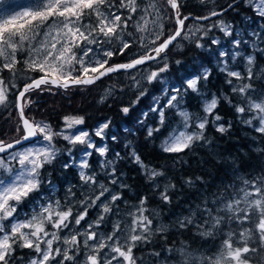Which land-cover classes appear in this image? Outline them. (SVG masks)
Instances as JSON below:
<instances>
[{
    "label": "snow or ice",
    "instance_id": "obj_1",
    "mask_svg": "<svg viewBox=\"0 0 264 264\" xmlns=\"http://www.w3.org/2000/svg\"><path fill=\"white\" fill-rule=\"evenodd\" d=\"M203 3V0H201ZM252 7L257 16L264 19V0H244ZM166 4L175 14L176 28L174 33L167 38L161 39L164 35L163 25H158L160 30L152 32L154 39L150 41L153 47L150 49L155 55L145 53L123 64H110L111 58L116 54H124L130 49L131 43L122 39V34L129 27L135 14L143 12L140 20L143 24L136 25L137 32L150 31L146 28L149 21L146 19L151 15V10L159 13L155 0L145 6L140 7L139 0H31V2L21 8V10L9 15H0V73L8 72L12 78H16L20 72L25 74L38 72V77L28 76L30 82H25L16 96V108L19 116L20 127L17 131L22 132L20 139L13 143H5L0 140V153H5L13 149L16 145H21L22 141H29L35 138L37 143L46 142L41 147H26L23 151H16L10 154L9 159L0 157V170L5 173L0 176V264H142L138 262L134 255V249L138 245L149 244L153 235L163 234V227H153V219L145 215L146 197L139 201L136 211L130 213L131 224L122 225L119 221L113 224L112 231L100 233L97 229L104 223L106 215L113 212L112 205L121 199L119 193L113 194L109 188L100 184V192L92 198L85 197L79 201L82 211L73 212V207L69 202L66 208L59 200L53 202L45 197L41 191L43 180L41 169L50 164L56 157L57 149L53 145L54 137H61L74 147L83 146L81 153L83 157H90L94 153H99L104 157L108 152L107 145L99 146L93 142L87 131L77 130L71 134H65L62 129L53 131L51 126L44 122L30 121L24 113L32 101L27 94L34 90L51 91V88H42L43 85H51L65 90L72 86L92 85L97 80L110 73L119 70H128L146 61L155 60L161 53L171 45L178 37L188 38V33L184 32L185 21L189 16L181 18L180 3L178 0H166ZM229 8L233 5H229ZM126 13V14H125ZM217 11L210 12L209 16H218ZM209 16L198 17V19H208ZM151 23H156L155 20ZM220 31L225 36H231L230 25H219ZM264 27V25H261ZM199 31V29H197ZM195 35V33H192ZM252 35H258L253 33ZM146 38L140 37L141 41ZM119 41L120 47L116 49H106L104 45H111ZM159 41V43H157ZM212 44L218 45L220 41L212 39ZM242 43L239 39H233V47L238 49ZM147 47V44H142ZM197 47H203L199 40L196 41ZM225 50L219 52V57L228 56ZM240 56L239 51L231 55L233 61ZM246 61V76L240 71L229 68L226 60L221 61L223 67L220 69L227 77L241 81L238 86L232 88L241 98V103H233L227 99L228 103L238 114L240 123L252 128L256 133L264 136V91L257 92L252 81L259 78L264 79V74L259 77L253 71L255 57L248 55L244 57ZM22 64L23 68L17 66ZM167 69V64L159 69V72L152 71L146 79L152 83L159 76L160 72ZM208 70L201 75L186 78L182 86H172L171 95L167 104L161 107H152L150 111L159 112V123L164 125L165 107H177L181 98L182 90L186 92L191 89L198 91V83L201 79L207 80ZM233 83V79L227 81ZM16 88L15 83L5 80L0 75V105L7 102L9 91ZM166 90V94H167ZM145 93L141 91L140 96ZM140 97H137V101ZM219 100L214 95L211 100L204 104V116L199 118L195 124L198 132L188 133L180 131L178 134L173 131L162 142L161 151L164 153H182L192 148L195 142L204 141V130L211 122H217L222 117L215 113ZM121 111L127 115L129 107H123ZM185 127L191 117L189 113L181 111ZM147 117L148 113H143ZM247 116L245 119L244 117ZM65 129H73L75 126L84 123L83 117L65 116ZM143 123V120L138 121ZM109 122L100 124L94 132L96 137L105 139V130L109 128ZM232 125L227 127L218 124L216 131L219 133L227 132ZM160 127L147 128V137H153L154 133H159ZM116 140V135L112 136ZM91 149L92 151H88ZM264 152V148L259 149ZM71 154L72 149H68ZM133 162L140 166L148 179L155 180L164 175L163 172L150 169L141 160L140 156L133 151L131 153ZM119 158L120 154L116 153ZM15 161L18 167L12 166ZM112 161H102L101 167L107 169ZM79 177L85 186L97 185L98 181L95 173H86L84 170L90 167L87 159L79 162ZM69 167L68 163L64 164ZM110 176V183L117 184L116 169L113 167L111 172H105ZM191 183V181H189ZM120 187H126L120 184ZM168 185L160 192V198L165 202H170L168 195ZM174 187V185H172ZM72 199L75 193L69 189ZM105 193L110 195L109 202L101 201ZM227 193V190H226ZM105 199H107L105 197ZM35 201L32 213L19 219V208L26 202ZM98 201L100 202L98 204ZM217 208L215 215L214 209L207 206L203 212L198 210L197 214H202L204 219L196 225L197 230L202 236L212 237L217 232H223L227 223L229 228L218 252L207 258L206 264H264V176L256 179H244L242 186L234 188L231 194L219 198L215 201ZM100 207L101 213L97 218L89 222L87 229L81 232L79 229L72 231L73 226L81 225L85 221L90 208ZM118 212V207H117ZM74 221V225H73ZM193 223L192 217L179 219V228H187ZM51 231L49 230V227ZM67 229V235H61ZM56 245V246H54ZM63 245V246H59ZM29 249L35 255L23 260L16 257V249ZM169 255L163 260V264H196L192 254L185 247L173 250L167 249ZM150 255L157 258L161 257L158 251H152ZM173 257H176L174 260Z\"/></svg>",
    "mask_w": 264,
    "mask_h": 264
},
{
    "label": "trees",
    "instance_id": "obj_2",
    "mask_svg": "<svg viewBox=\"0 0 264 264\" xmlns=\"http://www.w3.org/2000/svg\"><path fill=\"white\" fill-rule=\"evenodd\" d=\"M224 1L216 0L214 4ZM163 3L166 4V1H163ZM179 3L182 14L193 13L202 15L200 13H204L212 5L206 4L207 2L205 1L202 3L197 0L196 2L195 0H185L184 2L182 0ZM241 3L242 1L233 8L223 11L220 16L235 20L240 15V12L247 14L248 17L252 18L254 25L252 27L251 25L245 26L247 25L246 21H242L244 23L243 29L247 30L250 26L255 32L264 36V27H261V25H264V19L259 18L252 9L248 7L242 8ZM165 29H168L167 26ZM173 31L171 29L169 35ZM199 40L202 41L203 47L199 48L191 41L180 50L169 46L163 52L167 58L164 63L162 62V65L164 67L167 64L166 72L173 74L179 80L190 73L200 72L201 65L208 63L211 67L208 79L199 81L197 92H193L191 89L186 92L183 91L181 101L190 109L191 118L195 120L202 118L204 115L202 98L217 94L219 103L214 111L222 117L217 122L222 123L225 127L230 123L232 127L225 133H219L216 131L217 122L210 121L204 130L205 140L195 142L192 148L182 153H164L159 146V141L177 120L175 115L172 120L161 126L155 121L154 117L151 118L152 111H150V102L148 100L151 93L160 89V84H158V87L154 83L153 85L150 84L148 92L144 96H139V100L135 101L134 108L136 112L141 113L144 108L149 107L145 112L148 115L143 120L152 122V127H160L161 131L154 133L153 137L149 138L147 137L144 124L143 126L132 124V121H134L133 111L129 105L132 103L134 96L130 91V82L126 74L127 70L110 73L92 85L72 86L67 90L53 86H49L51 91L41 92L40 90H34L30 96L32 103L24 110L25 114H30L36 110V117L49 120L54 128H60L63 124V117L68 114L83 117V125L87 127H92L96 122L106 118L109 119L110 124H118L120 126L122 123H128L130 125V129L125 131L126 135H123L119 141L109 138V153L107 156L115 153L113 151L116 150L122 155L126 154L125 146H133L145 165L164 173V178L161 176L159 179L158 187L153 189L148 179L144 176L146 174L142 173L144 171L141 172L138 166H123L124 170L121 169L125 173V182L135 191L132 197L134 199L137 198V200L138 198L146 197V206L149 207L151 205L150 207L158 211L157 227L165 229L163 234L156 233L153 235L151 243L138 245L134 249V255L137 257L138 262L146 260L149 263L155 260V257L150 255L153 250L161 253V251H165L169 247L175 248L181 244L186 248L194 249L204 254L217 253L229 226L226 223L223 232H217L212 237L202 236L196 225L201 223L204 217L202 214H197L198 210L202 213L204 207L207 206L210 209H214L213 215H215V209L217 208L215 201L217 199L226 197V195L232 193L234 188L238 189L241 187L244 179L252 180L264 176V152L259 151V149L264 148V136L256 133L247 125L240 123L235 109L225 99L227 97L233 103H241L240 96L232 91L235 85L229 84L227 82L228 77L224 72H221L213 64L212 60H209V54L212 50L205 45L208 38H199ZM124 55L126 53L116 54L110 61H126L127 59ZM155 61H149L148 63L153 64ZM256 61L264 65V57L258 51H256ZM196 62H199L200 65H196ZM239 64L244 73L242 63L239 62ZM35 73L37 72L32 74ZM200 75L202 76V74ZM3 76L5 77L4 73ZM249 83H252L257 91L260 89L259 85L264 87V81L258 83L257 79H253ZM105 84L113 86L115 94L106 102L98 104L97 96ZM131 106H133V103ZM123 107L130 108L127 115L121 111ZM16 116L14 112L6 116L0 112V140L17 138L13 132V120L16 121ZM244 118L246 119L247 116ZM55 138L59 144L65 142L61 137ZM94 156L96 155L90 156L89 165H97L96 160H93ZM60 157L66 163L67 156L62 153L41 169L43 183L47 177H51V181L62 184L64 176L68 175V173L74 175L75 180H79L75 168L70 165L68 168H63V161L59 160ZM113 157L116 167L127 162L124 158H116L114 155ZM128 162L130 161L128 160ZM65 169H67V172H61V170ZM166 185L169 186V203H165L160 198V192L164 190ZM42 187L47 190L45 185ZM126 189L125 187L119 190L124 193ZM186 217H192L193 223L187 228H179L177 221ZM26 251L17 248L15 256L22 257L24 260V257L27 256ZM14 264H16L15 261Z\"/></svg>",
    "mask_w": 264,
    "mask_h": 264
},
{
    "label": "rangeland",
    "instance_id": "obj_3",
    "mask_svg": "<svg viewBox=\"0 0 264 264\" xmlns=\"http://www.w3.org/2000/svg\"><path fill=\"white\" fill-rule=\"evenodd\" d=\"M163 1L166 0H155V3L157 5V7L159 8V13L156 12V10H151V15H148L146 17V19L149 21V23L146 25V28L150 31H145V32H137L136 31V25L137 24H143V21L140 20V16L143 15V12H138L137 14H135L134 19L130 22L129 27L124 31V33L122 34V39L123 40H127L128 42L131 43V47L130 49L126 50L125 53L126 55H124V57H126V61H130L133 58H138L140 55H144L145 53L153 55L154 53H152L150 51V49L153 47V45L150 43V41L152 39H154V36L151 35L152 32H156L158 30H160L158 28V25H163V37L161 39H165L167 38V36L169 35L170 30H174L176 28V24H175V14L172 12V10L169 8V6H167L166 4L163 3ZM182 0H178V2H181ZM185 0H183L184 2ZM197 1H201V0H197ZM207 2L206 4H212L208 7L207 10L204 11V13H200L202 15L199 14H193V13H186V14H182L181 10V18L184 16H189V19L187 21H185V27H184V32L188 33V38H184L183 36L178 37L177 40L172 43L170 46L173 49L176 50H180L184 47L185 44L191 42H194L196 44V41L199 40V38H204L207 37L208 41H206L205 45L208 46L210 48V50H212V52L209 54V60H212L213 64H215L217 66V68L220 70L224 65L221 61L226 60L228 63V66L230 69L232 70H237L240 71L242 74H244L246 76V61L244 60V57L248 56V55H252L255 57V63L253 65V71L257 73V76L259 77L261 74H264V65L259 63L258 61H256V51H258L260 53L261 56L264 57V36L262 34H258L257 32H255L251 27L254 25L252 18L248 17L247 14H244L242 12H240V15H238L236 17L235 20L232 19H227V18H223L220 15L218 16H209L210 12L212 11H226L228 9L233 8L236 4H238L240 1H242L241 5L242 8L244 7H248L250 9H252L251 6H249L248 4H246L244 2V0H240L235 4H232L233 7L231 8H227V6L233 2L230 0H225L222 3L219 4H214L216 2V0H203V3ZM222 1V0H221ZM228 1H230L228 3ZM31 2V0H0V15H9V14H14L15 12L21 10L22 7L27 6L29 3ZM150 2V0H139L140 3V7L143 9L145 8V6ZM196 2V0H195ZM228 3V4H226ZM222 5V7H220ZM224 5V7H223ZM253 10V9H252ZM255 13V12H254ZM126 14V13H125ZM198 16V17H205V16H209L208 19H195L194 17ZM220 16V17H219ZM259 17V16H258ZM260 18V17H259ZM155 20L156 23H151V21ZM242 21H246L247 25H251V27L249 26L247 28V30L243 29L244 27V23H242ZM221 22H223V25H230L231 26V31H232V35L231 36H225L224 33L222 31H220V27H217L216 25H219ZM167 26V30L165 29ZM197 29H199V31H197ZM261 30V28H260ZM173 31V32H174ZM172 32V33H173ZM192 33H195V35H192ZM253 33H257L258 35H252ZM171 35V33H170ZM144 36L146 39L144 41L140 40V37ZM212 39H216L218 41H220V43L218 45H214L211 43ZM233 39H239L241 41H246L247 43H242L241 46L236 49L233 47L232 44V40ZM200 43L202 44V41L199 40ZM159 43V41L157 42ZM142 44H147V47H143ZM120 47V42L119 41H115L113 42L111 45H104V48L112 50V49H116ZM200 48V47H199ZM248 48V49H247ZM225 50L229 53L228 56L220 58L219 57V52ZM239 51L240 56H238L236 58V61H233L231 58V55L236 52ZM119 55V54H117ZM197 55V54H196ZM167 58V56L164 54L162 57H160L159 59H157L153 64L148 63L149 61H146L144 64L142 65H138L135 68H132L130 70H127L126 74L129 78V82H130V87H131V93L134 96V99L132 101L133 106H131V104L129 105V107H131L132 109V115L134 118V121H132V124H139L145 125V131L147 132V128L149 126L152 127V122H146V120L144 121L143 118L145 117L143 115V113L146 112V110L150 107H161L167 104V100L169 98V96L172 94L171 93V88L172 86H184L186 87V85L184 84L186 78H191L193 76L196 75H200L203 74V72L205 70H210V65L208 63H204L201 65L200 67V72H194V73H190L188 74V76H185L183 78H180L179 80L176 78V76H174L171 73L168 72H160L159 76L156 80H154L152 83H149L146 79L147 75H149L152 71H157L159 72V69L163 67L162 62L164 63V61H166L165 59ZM129 59V60H128ZM120 62H124V61H119V60H113L110 61V64H114V63H120ZM239 62L242 63V66L244 68V73L242 71V68L240 67ZM200 65L199 62H196V65ZM18 68H23V65L17 66ZM5 75V80H10L11 83H15L17 85L16 88H11L9 86V91L7 93L8 96V100L5 104L0 105V112L3 115H8L14 112V115L16 116V121L13 120V129H14V134L15 136H17V138H20L21 135L23 134L22 132H18L17 129L18 127H20V123H19V116H18V112H17V108H16V94L19 91V89L21 88V86L25 83L28 82L27 77L28 76H32V77H38L39 75H41L40 73H35L32 74L31 73H23L20 72V74L16 77V78H12L11 74H9L8 72H3ZM3 73H0V75H3ZM225 74V73H224ZM226 75V74H225ZM227 76V75H226ZM229 79H233V85L238 86L241 81H237L234 78H227ZM258 83L263 82L264 79H259L256 78ZM245 83H249V81L245 80L243 81ZM156 84L158 87V84H160V89H158L156 92H153L150 94L149 97V107H146L142 110V112H136L135 108H134V103L135 101H137V97L140 96L141 91H143L144 93L148 92V90L150 89V84L153 85ZM51 85H43L41 86L42 88H46ZM260 89L257 91H264V87H261V85H259ZM157 89V88H155ZM166 90L167 94H166ZM183 92V90H182ZM33 92L28 93L27 96L30 99L31 95ZM115 94V88L109 84H105L103 86V88L100 90L98 96H97V101L98 104L104 103L106 102L109 98H111L113 95ZM217 96V94H212L211 96H205L202 98V107L204 108V104L206 103V101L211 100V98L213 96ZM144 96V95H143ZM144 98V97H143ZM32 101V100H31ZM32 107V106H31ZM25 110V109H24ZM187 112L189 113L190 117H191V111L190 109H188L187 106L184 105V103L181 101V98L179 99V104L177 107H165L164 108V112H165V123H168L169 120H172L174 118V116H177V120L175 121V123L172 124V126L169 128V130L166 132V134L162 137V139L159 141V146L160 148L162 147V142L165 140L166 137H168V135L170 133H172L173 131H175L177 134L180 131H186L188 133H192V132H198L199 130L195 128V124L198 122L199 119H195L193 120L192 118L190 119V121L188 122V126L185 127V122L183 120V117L180 116V112ZM25 113V112H24ZM27 114V113H26ZM25 116L30 120V121H36V122H44L47 123L51 126L53 131H60V130H64L65 134H71L73 132H76L77 130H83V131H87L89 133V135L91 136L93 142H95L97 145L99 146H103V145H107L108 148V141L109 138L111 140L113 135H116L117 137V141H119L121 139V137L123 135H126L125 131L130 129V125L128 123H122L120 126L118 124H109V128L105 130V139L101 140L99 137H96L94 135L95 129L100 125L103 124L105 122H109V119H103L100 120L98 122H96L92 127H87L82 125H78L75 126L73 129H65V122H64V117H63V124L60 126V128H54L53 125L49 122V120L45 119V118H37V114H36V110H34V112L32 111L30 114H27ZM205 115V114H204ZM203 115V116H204ZM66 116H74V117H79V116H75V115H71L68 114ZM155 119L156 122L159 123V112H151V118ZM143 120V123H139L138 121ZM160 124V123H159ZM218 124H222L220 122L216 123V127ZM16 137H14V139H10V140H15L17 139ZM8 138H6V140L3 141H9L7 140ZM56 138L54 137L53 139V145L55 146V148L57 149V153L56 156L65 153L67 156V160L66 163H68L70 166H72V168H75L76 170V174L79 180H75L74 179V175H71L68 173V175L64 176V181L62 184H59V182H54L51 181L52 178L51 177H47L44 181V183L42 184V186H46L47 190H45L43 187L41 188V191L45 197V202H47L48 199H50L53 204L55 203V201L59 200L61 202V204L66 208L67 206H69V202L71 204V206L73 207V212H79L82 211V207L79 204L80 200H83L86 196L89 198L94 197L95 195H97L100 192V184H103L105 187L109 188V190L111 191V193L116 194L119 193L121 196V199L119 201L116 202L115 205H112L113 207V212L108 213L106 215L105 221L104 223L100 226L99 229H97L98 232L100 233H109L112 231V227L113 224L116 222H120L122 225L131 224V219L132 217L129 215L130 213H133L136 211L137 207H139V201L140 199L137 198L134 199V197H132L134 195V189H131L128 184L125 182V173L122 171L124 170L123 166H132V167H139V165L135 164L133 162V157L131 155V153L133 151H135L136 154L137 151L135 150V148L133 146H129L126 145L125 149H126V154H120L119 152L113 151L115 153H112L110 156H107L109 153H106V155L104 157H101L99 155V153H94L96 156H94L93 160H96L97 165H90V167L88 169H85L84 171L86 173H95L96 174V178L98 181V184L93 186V185H88L85 186L84 183L80 180L79 177V172L81 171L79 168V162L81 159H87L89 162V158L90 157H83L82 153H81V149L83 146L81 145H76L75 147L73 145H70L67 141H65L62 144L57 143L58 140H55ZM44 144H46V142L41 141L40 143H37L35 138L27 141L25 143H22L21 145L14 147L12 150H9L5 153L0 154V157H3L5 160L9 159V156L11 153L16 152V151H23L24 148L26 147H41ZM68 149H72V153L70 154L68 152ZM76 149V150H75ZM88 151H92L91 149H89ZM116 153H119L121 158H124L126 162V164H122L119 167H116L114 164V156H116ZM116 158H118L116 156ZM59 160H62V158L60 157ZM112 161V164L109 165L107 167V169L101 167V162L102 161ZM128 160L130 162H128ZM63 161V168L65 161ZM12 166L14 167H18V165H16L15 161H12ZM133 163V164H132ZM116 169V178L118 179V183L117 184H111L109 181L111 179L110 176L105 175V172H111L112 168ZM150 169H153L151 167H149ZM122 169V170H121ZM141 169V168H140ZM158 170V169H157ZM141 172L143 171L142 169L140 170ZM160 171V170H158ZM61 172H67V169L65 170H61ZM144 173V172H142ZM5 173H3L2 170H0V176H4ZM146 179H148V177L146 175H144ZM164 178V176H162ZM159 179L160 177L155 178V180H149L150 182V186L151 188L155 189L158 187L159 184ZM124 184L126 185V191H124V193L121 190V188H125V187H119L120 184ZM69 189L72 190V193H75V198L72 199L70 193H69ZM77 189V191H75ZM120 189V190H119ZM105 197L107 199H105ZM105 197L101 198V201L103 202H109L110 201V195L108 193H105ZM132 197V198H131ZM100 202L98 201V204ZM35 205V201L32 202H26L25 204L21 205L19 208V219H24L25 216H29L32 213L33 207ZM151 206V205H150ZM148 207L145 204V208L147 209V211L145 212V215H148L151 219H153V227L154 229L158 226V222H157V214L158 211H156L155 209H153V207ZM117 207H118V212H117ZM101 213V208L100 207H93L90 208L88 211V215L85 219V221L81 222V225L79 226H75L74 225V221H73V229L72 231H75L76 229H79L81 232H83L85 229H87V225L89 222L94 221L98 214ZM49 230L51 231L50 226ZM108 228V229H106ZM67 229L64 230L63 233H61V235H67L68 234ZM56 246V245H54ZM59 246H63V245H59ZM184 247L183 244L178 245V247L172 248L173 250L176 249H180ZM186 248V247H185ZM187 251L189 253L192 254V258L196 261V264H206L207 258L209 257H213L215 254H204L200 251L197 250H192L189 248H186ZM27 250L26 254L27 256L24 257V260L30 258L31 256L35 255V253H33L31 250L29 249H24ZM169 253L167 250L165 251H161V257L159 258V261H157V258L155 257V260L151 261V262H146V260H141L142 264H163V260L166 256H168ZM22 258V257H19ZM173 259L175 260L176 257H173ZM16 264H18V262L15 261Z\"/></svg>",
    "mask_w": 264,
    "mask_h": 264
},
{
    "label": "water",
    "instance_id": "obj_4",
    "mask_svg": "<svg viewBox=\"0 0 264 264\" xmlns=\"http://www.w3.org/2000/svg\"><path fill=\"white\" fill-rule=\"evenodd\" d=\"M238 1H240V0H233V2H231L230 4H231V5H232V4H235V3H237ZM230 4H229V5H230ZM229 5H228V6H229ZM228 6H227V8H228ZM217 12L220 13V14L222 13L221 10H220V11H217ZM220 14H219V15H220ZM182 18H183V17H182ZM194 18H195V19H198V16H195ZM198 20H200V19H198ZM173 33H174V32H173ZM174 42H175V41H174ZM174 42H173V43H174ZM169 46H170V45H169ZM153 55H155V53H154ZM162 55H163V53H161L160 56H158L155 60L159 59ZM140 56H141V55H140ZM133 59H135V58H133ZM133 59H131V60H133ZM131 60H130V61H131ZM130 61H124V62L114 63V64H123V63H128V62H130ZM149 61H153V60H149ZM28 82H30V81H28ZM22 87H23V85L21 86V88H22ZM21 88H20V89H21ZM20 89H19V90H20ZM17 94H18V92H17ZM17 94H16V96H17ZM17 139H20V138H17ZM17 139H15V140H17ZM33 139H34V138H33ZM15 140H9V141H4V142H5V143H13ZM29 141H30V140H29ZM25 142H27V141H22V143H25ZM22 143H21V144H22ZM17 146H19V145H16L15 147H17ZM9 150H12V149H9ZM9 150H8V151H9ZM0 154H2V153H0Z\"/></svg>",
    "mask_w": 264,
    "mask_h": 264
}]
</instances>
